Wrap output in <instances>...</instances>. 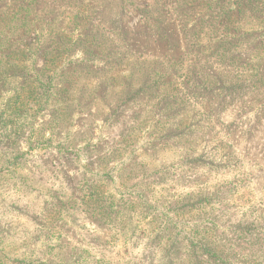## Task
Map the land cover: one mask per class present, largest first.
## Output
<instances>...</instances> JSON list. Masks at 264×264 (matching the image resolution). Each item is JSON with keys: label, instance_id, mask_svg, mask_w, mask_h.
<instances>
[{"label": "rangeland", "instance_id": "obj_1", "mask_svg": "<svg viewBox=\"0 0 264 264\" xmlns=\"http://www.w3.org/2000/svg\"><path fill=\"white\" fill-rule=\"evenodd\" d=\"M145 1L110 0L100 23L87 6L48 15L44 0L46 46L10 42L0 264H264V21L247 17L264 0L231 27L252 35L217 55L207 1L189 32L166 3L172 43L159 45ZM126 29L134 46L118 41Z\"/></svg>", "mask_w": 264, "mask_h": 264}, {"label": "trees", "instance_id": "obj_2", "mask_svg": "<svg viewBox=\"0 0 264 264\" xmlns=\"http://www.w3.org/2000/svg\"><path fill=\"white\" fill-rule=\"evenodd\" d=\"M43 1L14 0L9 3L7 1L5 2V0H0V71H2V64L4 63L3 57L7 53L10 42L13 41L15 37H19L20 35L25 34V32L27 34L33 33L34 36L30 41L31 45L44 47L48 43L46 38L49 34V27L53 26L54 24L48 23L47 25H45V17L39 14V12L44 9H41L40 6ZM109 1L110 0H52V2L56 5L48 6L47 14L50 15L52 13H55V11L58 10L57 5L61 4H64V6L69 9H74V7L80 8L82 6H87L90 11H97L96 13L102 18L100 23H105V20H103L104 16L106 18L114 17L110 14L111 6H106ZM171 1L172 0H146L142 3H135L138 9H140L144 20L149 23V27L151 29H149L148 35H150L152 38L154 36L156 37L155 39L158 40L153 41L148 37L145 38L146 41L152 43L153 45H159L165 42L168 44L172 43V40H169L170 32H168L171 23V21H169L170 17L162 8L166 6V3ZM206 1L208 3V6L206 8L207 11L214 9L213 13L210 15L212 22L209 23V21H206L201 27L202 30L204 27L206 30L210 25H212L213 28L211 38L209 39V43L207 46L209 48H214L212 49V52L215 53V55H217L218 52H223V49L227 46H229V48L234 46L237 47L240 43L238 42L240 37L239 35H252V32L246 30L245 28H243V32L236 33L231 31V27L237 28L235 26L233 27V24H235L236 21L241 18V16L246 12L249 6L253 5L259 8L258 5H254L256 4L257 0H204L201 3L200 0H175L173 4L177 5L176 15L179 19L183 20V25H185L186 27H189V25H193L188 28L187 32H189L190 30H198L199 28L197 27V24L204 21L205 15H203V18H195L192 15H194L193 11H197L198 9L204 7V3ZM262 6H264V3L260 7ZM74 12L78 14H75ZM191 12L192 14H190ZM79 13H82V10H73V13L70 10L68 14L72 16L69 17L68 22H70V20L75 16H79ZM249 13L250 14L247 15V17L252 22V25H250L249 28L252 29V26L254 28L258 26L261 27L262 24L257 21H264V18H261V16L259 15L260 13L264 14V11L261 10L260 13L258 12V14H256L252 10ZM73 14H75L74 17ZM151 15L152 18L149 19V16ZM58 17L59 16H54V18ZM5 20L6 22L4 23ZM191 21L192 24H189ZM108 22L110 21L107 20L106 24H109ZM113 29L115 31L118 28ZM121 33H123L124 37L118 39L120 44L124 47L128 45L134 46L135 36L131 29H126L125 31L121 30ZM201 38H204V36L201 35ZM56 41L61 44L63 43L58 38ZM260 44H262V42H260ZM200 48L202 49V46ZM223 53L220 54L219 57H226V54ZM233 58L240 61L243 56L241 55V53L239 54V52L236 51L233 55ZM213 65L216 68L219 67L216 64ZM241 65H245V62L242 61Z\"/></svg>", "mask_w": 264, "mask_h": 264}]
</instances>
